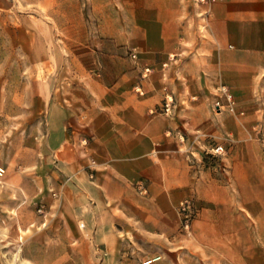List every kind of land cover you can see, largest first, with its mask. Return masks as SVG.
I'll return each mask as SVG.
<instances>
[{"label":"rangeland","instance_id":"374dc122","mask_svg":"<svg viewBox=\"0 0 264 264\" xmlns=\"http://www.w3.org/2000/svg\"><path fill=\"white\" fill-rule=\"evenodd\" d=\"M214 2L177 0V16L183 23L178 29L180 40L195 42L208 35ZM171 4V0H0V168L4 171L0 264H264V81L250 99V94H240L239 99L226 84L202 89L203 95L192 97L204 98L214 116H230L233 133L202 132L189 141L193 183L177 206L179 224L168 237L156 239L133 230L120 234L118 251L112 253L97 239L100 221L95 215L86 222L80 214L72 215L68 206L61 214L50 212L42 197L46 190L39 179L42 174H29L33 178L26 194L6 179V166L13 164L19 176L17 165L35 162L33 152L22 147L35 146L27 140L31 119L55 94H68L90 79L110 84L123 78L124 83L135 85L138 80L135 87L143 86L142 81L151 76L143 78L144 68L151 65L141 58L146 50L139 44L146 31L153 34L152 42L158 30L140 25L144 18H164ZM180 53L171 54L167 64L181 58ZM222 86L232 95L233 111ZM171 94L176 109L179 100ZM218 100L224 105L220 111L215 108ZM215 123L211 120L210 127ZM24 129L28 135L22 138ZM218 145L224 147L223 154L213 152ZM139 187L148 193L144 183ZM51 196L56 198L54 191ZM186 201L193 213L188 227L181 211Z\"/></svg>","mask_w":264,"mask_h":264},{"label":"crops","instance_id":"0c3cea01","mask_svg":"<svg viewBox=\"0 0 264 264\" xmlns=\"http://www.w3.org/2000/svg\"><path fill=\"white\" fill-rule=\"evenodd\" d=\"M171 2L164 18H144L140 25L158 30L152 42L153 34L146 31L139 44L148 56L141 58L153 68L142 81L145 94L136 92L138 80L134 85L123 78L110 84L90 79L68 94H55L31 119L27 140L35 146L22 147L33 152L35 162L15 161L19 176L13 164L5 169L8 183L25 194L33 178L29 174H42V197L51 213L61 214L68 206L86 222L95 215L97 239L112 253L118 251L120 234L138 229L162 239L173 233L179 224L177 206L193 183L189 141L202 132H232L231 117L214 116L195 94L226 84L239 99L240 94L250 99L264 81V0H216L210 5L208 35L195 42L180 40L183 23L177 0ZM187 44L191 48L184 49ZM178 51L181 58L163 68ZM166 92L179 100L171 115L155 112ZM211 120L218 123L210 127ZM27 130H21L22 138ZM14 178L19 184H13ZM140 183L147 186L146 195Z\"/></svg>","mask_w":264,"mask_h":264},{"label":"built area","instance_id":"2783aa9c","mask_svg":"<svg viewBox=\"0 0 264 264\" xmlns=\"http://www.w3.org/2000/svg\"><path fill=\"white\" fill-rule=\"evenodd\" d=\"M132 57L136 59L138 57L137 53H133ZM164 66H167V63L164 64ZM151 74H152V67L151 66H146L144 68V71H143V74H142L143 78H147ZM220 90L227 97V99L229 101V106H230L229 108H230V110L233 111L234 110V106H233L234 101L232 100V95L228 92V89L225 86L220 87ZM136 91L140 95H144L145 94V92L143 90V87L141 85H137ZM223 107H224V105L221 104V102L219 100L215 102V108L218 109L219 111ZM174 109H175V104H174L173 95L171 93H169V92H166L163 102L161 103L160 107L155 112L166 114V115H171L173 113ZM213 152L217 153V154H223L224 153V147L222 145H218V146H216L213 149ZM3 172H4L3 169L0 168V176L3 174ZM140 187H141V190L143 192H146V188L143 185L140 186ZM181 211H182V215H183L185 226L188 227L189 224H190V221H191V217L193 216L192 215L193 213H192V210H191L189 202L186 201V202L182 203ZM82 226L84 227L85 224H83Z\"/></svg>","mask_w":264,"mask_h":264},{"label":"bare ground","instance_id":"6f19581e","mask_svg":"<svg viewBox=\"0 0 264 264\" xmlns=\"http://www.w3.org/2000/svg\"><path fill=\"white\" fill-rule=\"evenodd\" d=\"M148 263V262H147Z\"/></svg>","mask_w":264,"mask_h":264}]
</instances>
